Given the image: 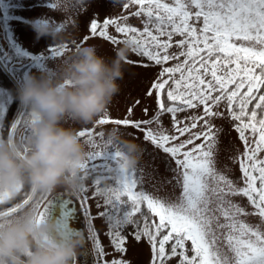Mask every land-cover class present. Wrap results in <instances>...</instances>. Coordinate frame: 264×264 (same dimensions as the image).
<instances>
[{"label":"snow or ice","instance_id":"1","mask_svg":"<svg viewBox=\"0 0 264 264\" xmlns=\"http://www.w3.org/2000/svg\"><path fill=\"white\" fill-rule=\"evenodd\" d=\"M130 4L138 6L132 15L144 18L142 30L116 19L98 24L90 18L86 22L89 34L82 37L84 41L99 37L113 45L130 44L140 59L126 63L160 67L146 92L148 97L156 96L154 115L133 119L134 108L128 106L122 117L113 118L107 110L96 119L95 127L78 131L90 149L81 165L82 180L90 179L92 198L103 200V204H96L103 208L97 218L107 221L109 247L123 253L125 226H133L137 241L147 239L151 264H170L172 258L178 264H264V0H128L123 8ZM48 7L55 9L57 4ZM9 9L23 11L25 4L23 0H0L8 47L16 57L29 58L30 67L52 74L46 61H54L63 54L61 49L67 48H49V54L38 55L22 48L14 41L9 22L28 21L22 15H10ZM120 19L126 21L127 17ZM110 25L124 39L109 34ZM176 36L181 39L174 42ZM173 47L179 51L171 52ZM0 56L5 60V71L16 76L19 69L8 63L13 57L2 46ZM168 61L177 63L163 67ZM28 74L23 72V77ZM12 102L11 94L0 88V140L5 139L4 120ZM222 102L244 145L238 180L217 168L223 127L213 121L226 119L224 112L215 110ZM198 109H202L200 114L185 116L183 121L178 118L179 113ZM163 114L170 115L173 132L163 126ZM146 116L148 109L143 108L142 117ZM30 119L31 113L20 112L7 133V139L22 152L27 151L31 136ZM107 124L137 130L145 142L166 154L175 164L171 171L179 195L161 197L144 190L142 173L138 176L120 148L110 138L104 141V133L95 130ZM197 128L200 131H194ZM88 191L83 183L77 203L69 198L57 205L28 186H21L14 195L0 191V227L5 221L36 213L38 220L57 219L59 227L70 234L69 221L79 210L102 264H128L123 259H105L108 253L93 231ZM234 197L246 198L247 203L236 202ZM57 207L58 216L54 214ZM253 216L257 222H248L246 218Z\"/></svg>","mask_w":264,"mask_h":264},{"label":"clouds","instance_id":"2","mask_svg":"<svg viewBox=\"0 0 264 264\" xmlns=\"http://www.w3.org/2000/svg\"><path fill=\"white\" fill-rule=\"evenodd\" d=\"M87 2L78 0L85 7ZM38 20L31 22L37 39L48 36L67 50L52 74H28L17 84V100L31 113V136L26 152L9 139L0 140V191L14 195L28 186L47 196L57 188L76 194L83 184L81 165L87 151L78 130L65 125L95 123L108 110L120 92L131 45L124 43L105 57L96 45L77 44L60 25ZM107 135L119 144L128 166H135L140 146L116 128ZM68 228L70 234L57 219L38 220L36 213L5 221L0 227V264H76L84 239L80 230Z\"/></svg>","mask_w":264,"mask_h":264},{"label":"rangeland","instance_id":"3","mask_svg":"<svg viewBox=\"0 0 264 264\" xmlns=\"http://www.w3.org/2000/svg\"><path fill=\"white\" fill-rule=\"evenodd\" d=\"M15 2H17V0H6V3ZM23 2L25 4V9L23 11L11 9L10 13L13 15H22L28 22L23 24L17 22L16 24H14L12 36L16 43H18L22 48L30 51L34 55H38L41 52L49 54L47 52V49L60 47L56 41L48 36H43L37 39V34L33 30L31 22L38 19H47L50 23L57 25L63 24L65 34H70L76 43L86 42L87 44L96 45L98 54L105 57H111L114 53V49L118 46H122L123 44L113 45L110 42H106L103 38L99 37L89 38L87 41H84L82 37H84L86 34H89L86 28V22H88L90 18L96 19L98 24H102L105 19H116L119 23L126 22L127 24L135 26L138 29L142 30L143 28L144 18L132 15V13L138 10V6L130 4L127 9L123 8V4L127 3L128 0H120L119 3H113V0H88L86 7L81 6L78 3V0H23ZM52 3L57 4V8H49L48 5ZM121 17H127V20H122L120 19ZM108 32L109 34L116 36L117 39H124L123 34L115 32L114 26L110 25L108 28ZM179 39H181V37H174V42ZM34 41H36V43H34ZM61 51L63 54L60 57L56 58L54 61H46L48 66L53 70L56 69L64 56V49H61ZM170 51L178 52L179 49L173 47L172 49H170ZM19 58H21L19 59V62H23L27 66L26 69L22 71V77L23 72L25 71H28L29 74L37 76L43 73L30 67L32 63H30V61H25L29 58ZM139 59V57H137L132 51H130L128 60L137 61ZM182 59L183 57H181V60ZM145 62L151 63L148 61ZM175 63H177V61H168L163 65V67L174 66ZM159 71V66L144 68L126 63L124 77L121 81H119L120 92L113 98L111 104L108 106V112L110 116L113 118L122 117L124 115L125 108L128 106L134 108L135 116L133 117V119H147L154 115L157 111L156 96L155 94H153L152 97H148L146 96V92L150 87L151 82L156 78ZM0 88L5 89V87L3 86H0ZM136 100L140 101V104L138 106L135 104ZM19 107L20 104L18 102L14 117L19 111ZM143 108L148 109V116L146 117H142ZM226 108V103L222 102L219 108L215 109L217 111L224 112V116L226 119H216L213 121L217 126L223 127V131L219 134V153L216 157L217 168L224 171L227 175H229L230 178L238 180V178L241 176V173L239 171V161L241 158V154L244 152V145L238 139V134L232 128L231 121L227 119L228 113ZM201 112L202 109L187 110L184 113H179L178 118L183 121L185 116L196 115L200 114ZM161 120L163 126L169 132L174 131L169 114H163L161 116ZM65 126L74 127L79 131L83 130L84 128L95 127V123L82 126L80 124H74L69 121ZM152 127L156 128L157 125L154 124L152 125ZM113 128L118 129L120 133L123 134L124 139L133 140L142 149L137 163L132 167L137 170L138 176L142 173V184L144 190H146L150 194L161 197L172 196L174 198L175 196H178L180 188L175 185V181L173 179L175 173L171 171V169L175 168V164L170 160V158L163 152L155 149L150 143L145 142L142 133L131 127H117L112 124H107L99 126L95 130L97 132H103L104 141H107V133ZM194 131H200V129L197 128ZM113 143L114 145L119 147L118 143ZM196 143H200V141H196ZM86 151L88 152L90 151V149L86 147ZM230 157L235 158L237 162L233 163V160L230 159ZM168 181H171V183H169ZM83 183L89 188V191L87 193L89 197L87 206L90 209L91 216L94 217V219L92 220L94 233L96 235V238L100 240L101 246L105 249L106 253H108L105 259H123L127 261L128 264H151L152 257L147 239L145 237H141V239L137 241L135 235L132 232L131 226H125L123 232L125 237V251L123 253H116L112 248L109 247L110 241L107 235V221L102 218H97L98 212L103 211V208L98 209L96 207V204L98 202L103 204V200L99 197L92 198V182L90 179L83 181ZM111 183L112 182L104 181L103 184ZM61 189L63 188H57L54 192ZM233 199L241 204L247 203L246 198L243 197H234ZM248 210L252 211L250 206L248 207ZM246 219L248 220V222L256 223L258 218L253 216ZM92 245H90V248L92 250L94 259L96 260V254L94 253L93 248L94 245ZM170 264H178L177 259L172 258Z\"/></svg>","mask_w":264,"mask_h":264},{"label":"flooded vegetation","instance_id":"4","mask_svg":"<svg viewBox=\"0 0 264 264\" xmlns=\"http://www.w3.org/2000/svg\"><path fill=\"white\" fill-rule=\"evenodd\" d=\"M4 2L6 3V0H4ZM10 11H11V9H9V14L13 15V14L10 13ZM2 16H3V11L0 10V46L4 47L5 50L9 53V55H11L13 57V59L11 61H9L8 63L10 65H12V66H15L17 69H19V72L17 73V75L15 77L18 78V76H19V80H21L22 79V75H21L22 71L25 70L27 66H26V64H24L22 66H17L18 65L17 61H19V59H21V58L16 57L15 53H14V50H12L11 48L8 47V44H7V32H5L4 28H3ZM16 23H17L16 21H10L9 22L11 33H12V30H13V25L16 24ZM25 61H27V62L30 61V63H32V61L30 59H27ZM4 65H5V60L2 58V56H0V86L5 87V89L8 90V92L11 94V96L13 98V102L9 106V111L7 113L6 119L4 120V130H3L4 131V138L7 139V133H8V130L10 128V124L13 121V119L16 117V116L14 117V114H15V111H16V108H17V105H18V100H17V97H16V88L14 87L13 83L11 82L9 77L7 76V74L5 72V69H4ZM24 112H28L29 113V110L27 108H25ZM106 182H112V181H106ZM103 183H104V181H103ZM53 193H54V191L51 194H53ZM51 194H49L47 196V198ZM76 195H77V193H76ZM85 222H86V220L84 218V223ZM85 227H86V230H87L88 235L90 237L91 233H89V231L87 229V222L85 224ZM93 231H94V227H93ZM91 243L93 244V241L90 239V245H92ZM93 248H94V246H93ZM94 253H95V251H94ZM95 262H96V264H101V261L99 260L98 257H96ZM76 264H82V261L79 258V255L77 257Z\"/></svg>","mask_w":264,"mask_h":264},{"label":"water","instance_id":"5","mask_svg":"<svg viewBox=\"0 0 264 264\" xmlns=\"http://www.w3.org/2000/svg\"><path fill=\"white\" fill-rule=\"evenodd\" d=\"M17 64H18L17 66L24 65L23 62H19V61H17ZM5 72H6L7 76L9 77V79L11 80V82L13 83L14 87L17 88V84H18V82L20 80L18 78H16L15 76H11L7 71H5ZM24 109H25V107L20 105L19 111L17 112L16 117L19 116L20 112H24ZM76 197H77L76 194H72V193H70L68 191H65L64 188H63V189H61L59 191H56L53 194H51L48 197V200H51L54 205H57L60 200L71 198V199H73L74 203H77ZM54 214L57 215V216L59 215L58 207L56 208ZM69 225L73 229L80 230V232H81V234L83 236L84 243H83L81 249H79L80 251H79V254H78L79 258L82 261V264H94V260L95 259H94L92 250L90 248V239H89V235H88V232L86 230V227H85L84 216H83L82 213L79 212V210L77 212V215H75L69 221Z\"/></svg>","mask_w":264,"mask_h":264},{"label":"trees","instance_id":"6","mask_svg":"<svg viewBox=\"0 0 264 264\" xmlns=\"http://www.w3.org/2000/svg\"><path fill=\"white\" fill-rule=\"evenodd\" d=\"M177 76H178V74H177ZM164 99L166 100V94L164 95ZM144 210L146 211V206H144ZM131 228H132L133 234L135 235V229L133 228V226H131Z\"/></svg>","mask_w":264,"mask_h":264}]
</instances>
